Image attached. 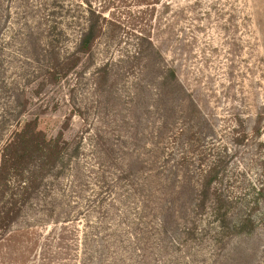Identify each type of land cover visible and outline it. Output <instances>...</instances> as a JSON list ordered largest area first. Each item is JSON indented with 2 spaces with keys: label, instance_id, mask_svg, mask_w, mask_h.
Segmentation results:
<instances>
[{
  "label": "trees",
  "instance_id": "1",
  "mask_svg": "<svg viewBox=\"0 0 264 264\" xmlns=\"http://www.w3.org/2000/svg\"><path fill=\"white\" fill-rule=\"evenodd\" d=\"M16 2L25 14L16 28L3 29L11 15L4 21L0 10V242L84 216L91 231L82 264H157L155 254L163 264H205L208 254L218 264L233 242L264 231V214L257 219L263 187L250 185L241 195L234 155L215 145L202 151L205 114L152 43L147 56L143 37L124 58L143 63L125 83L127 95L104 87L113 62L96 69L97 108L106 109L113 96L117 109L97 116L88 145L42 141L23 127L24 89L87 54L103 26L92 6L76 22L60 0ZM63 15L73 19L72 29Z\"/></svg>",
  "mask_w": 264,
  "mask_h": 264
},
{
  "label": "rangeland",
  "instance_id": "2",
  "mask_svg": "<svg viewBox=\"0 0 264 264\" xmlns=\"http://www.w3.org/2000/svg\"><path fill=\"white\" fill-rule=\"evenodd\" d=\"M16 1L27 2L0 0L1 17L5 21L11 15V24L3 23L5 30L24 23V11L17 10ZM60 1L74 10L70 15L76 22L92 6L100 14L102 34L87 54L70 57L57 73L24 89L21 123L36 139H86L88 145L97 116L107 115V110L113 115L117 109L113 96L105 99L106 109L97 108L96 69L113 62L104 87H117L120 95H127L125 83L139 74L143 63L128 64L124 58L134 54L143 37L148 40L141 43L147 56L153 52L152 43L205 114L202 131L207 140L201 142L202 151L209 153L215 145L219 152L234 155V186L244 188L241 195L250 193V185L264 189V0ZM62 21L72 29L73 19L63 15ZM68 31L76 35L75 29ZM126 73L130 75L125 78ZM259 213L257 219L264 214V203ZM90 231L80 216L75 222L14 233L0 242V264H82L84 236ZM111 232L119 233L114 227ZM154 257L155 263L163 264L161 255ZM212 261L208 254L205 264ZM218 264H264L263 228L233 242Z\"/></svg>",
  "mask_w": 264,
  "mask_h": 264
}]
</instances>
